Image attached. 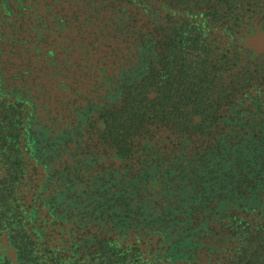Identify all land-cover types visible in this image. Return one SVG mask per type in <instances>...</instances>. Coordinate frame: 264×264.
<instances>
[{
	"label": "flooded vegetation",
	"instance_id": "af4514ba",
	"mask_svg": "<svg viewBox=\"0 0 264 264\" xmlns=\"http://www.w3.org/2000/svg\"><path fill=\"white\" fill-rule=\"evenodd\" d=\"M240 1L0 0L1 256L264 264V0Z\"/></svg>",
	"mask_w": 264,
	"mask_h": 264
},
{
	"label": "trees",
	"instance_id": "16d2710c",
	"mask_svg": "<svg viewBox=\"0 0 264 264\" xmlns=\"http://www.w3.org/2000/svg\"><path fill=\"white\" fill-rule=\"evenodd\" d=\"M227 2V5L229 6V10L233 11V4H232V1H225ZM215 4L214 3H208L206 5V11H210L211 10V7H213L212 10H217L215 9ZM263 11L262 9V6H261V3L258 1L256 2L255 4H252L249 0H241L240 1V11L242 12H249V11ZM245 17L241 16V19L243 20ZM16 246L18 247V252L20 253V244H16ZM20 264H26V260L25 259H22L20 258ZM0 264H12V262L8 259V257H3L0 255Z\"/></svg>",
	"mask_w": 264,
	"mask_h": 264
},
{
	"label": "snow or ice",
	"instance_id": "6c2138e0",
	"mask_svg": "<svg viewBox=\"0 0 264 264\" xmlns=\"http://www.w3.org/2000/svg\"><path fill=\"white\" fill-rule=\"evenodd\" d=\"M49 3H58V0H48ZM73 0H65V5L66 7H71V4H72ZM132 13L130 12L129 15H131ZM88 39H91L90 36H88ZM77 44L79 46V48H86L88 46L87 44V40H85L83 37H79L77 39ZM49 55H52L54 56L55 53L50 51L49 52Z\"/></svg>",
	"mask_w": 264,
	"mask_h": 264
},
{
	"label": "water",
	"instance_id": "95a60500",
	"mask_svg": "<svg viewBox=\"0 0 264 264\" xmlns=\"http://www.w3.org/2000/svg\"><path fill=\"white\" fill-rule=\"evenodd\" d=\"M263 40L264 41V34H257V35H255V36H253L251 39H249L248 41L250 42V43H253V42H255V41H257V40Z\"/></svg>",
	"mask_w": 264,
	"mask_h": 264
}]
</instances>
